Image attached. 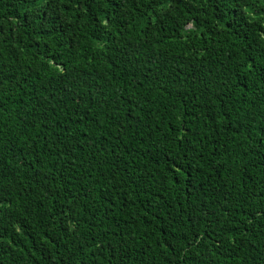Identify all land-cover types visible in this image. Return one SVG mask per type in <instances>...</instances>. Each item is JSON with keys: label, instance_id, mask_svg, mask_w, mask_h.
Listing matches in <instances>:
<instances>
[{"label": "trees", "instance_id": "16d2710c", "mask_svg": "<svg viewBox=\"0 0 264 264\" xmlns=\"http://www.w3.org/2000/svg\"><path fill=\"white\" fill-rule=\"evenodd\" d=\"M0 264H264V0H0Z\"/></svg>", "mask_w": 264, "mask_h": 264}]
</instances>
